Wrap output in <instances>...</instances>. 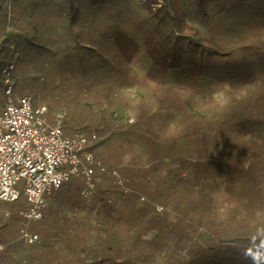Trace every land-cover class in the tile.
I'll return each mask as SVG.
<instances>
[{"label": "trees", "instance_id": "trees-1", "mask_svg": "<svg viewBox=\"0 0 264 264\" xmlns=\"http://www.w3.org/2000/svg\"><path fill=\"white\" fill-rule=\"evenodd\" d=\"M18 1L0 0V52L10 40L27 41L25 57L35 58L42 77L32 85L38 99L64 105L70 133L96 131L95 155L140 187L125 194L104 174L88 199L84 177H71L31 222L41 235L32 244L19 233L26 197L0 201V264H264V85L202 117L171 79L177 73L199 83L240 48L243 58H260L263 42L240 45L249 37L237 16L250 0H58L67 11L54 23L46 12L56 0L16 9ZM142 47L165 79L124 101V89L144 86L132 67ZM2 65L0 58V73ZM83 88L111 109L130 108L135 121L118 124L96 111ZM75 205L87 215H64Z\"/></svg>", "mask_w": 264, "mask_h": 264}, {"label": "built area", "instance_id": "built-area-1", "mask_svg": "<svg viewBox=\"0 0 264 264\" xmlns=\"http://www.w3.org/2000/svg\"><path fill=\"white\" fill-rule=\"evenodd\" d=\"M14 70V61L7 62L1 70L6 98L0 109V201L26 197L20 211L25 219L20 237L24 243L32 244L41 241V235L29 230L25 223L42 219L49 197L71 177H84L85 198L93 195L104 174L113 175L125 194L133 192L139 183L127 179L117 168L110 169L95 155L91 146L98 140L96 132L90 136L77 131L66 136L65 111H52L50 119L49 107H35L31 95L14 94ZM157 210L162 213L164 206L157 205Z\"/></svg>", "mask_w": 264, "mask_h": 264}, {"label": "rangeland", "instance_id": "rangeland-1", "mask_svg": "<svg viewBox=\"0 0 264 264\" xmlns=\"http://www.w3.org/2000/svg\"><path fill=\"white\" fill-rule=\"evenodd\" d=\"M45 1L46 0H23V2H21L19 0L15 4H17L16 9L26 7L30 8L34 6L32 5L34 3H39L40 6L43 7ZM136 1L140 3H147L143 0ZM156 3L154 2L152 4H147L152 6ZM55 4L58 6L57 8L46 12L48 16H51V22L53 21V23L57 19L55 16L56 13H66L67 11L66 8L63 9L64 6L58 0H56ZM133 6L135 5L132 4L131 7ZM110 15L112 16V13ZM117 15V13H113L114 18ZM237 18L239 20L238 22L243 20L245 21L244 27L246 29L247 37H249V40H244L241 42L240 45L242 47H247L251 42H259L260 44L262 42L264 43V0H250V4H248L247 7L241 11L240 15H238ZM136 27L139 28V26ZM126 28L132 34H136L134 32L135 28L132 25H128ZM253 32H255V36L251 38L250 34H252ZM26 46L27 41L23 39L19 41L10 40L3 45V49L0 52V58L3 61L2 68L9 61H14L15 63V70L12 73L14 94H28L33 96L35 107L46 105L47 107H49L50 111H66L64 105H54L52 103L50 95L47 96L45 94H39L40 99H38V91H33L34 87L32 85L39 84L42 80V77L36 70L35 58L25 57ZM245 51V49L243 50V48H240L239 51L233 54V60H226L224 69L222 71H219V69L217 68L213 69L209 74L203 75L199 83L192 82L177 73L171 74V79L173 80L176 89L183 95L189 109L194 114L202 117H211L213 115L221 113L224 108L232 101L233 97L239 96L241 94H246L249 89L253 88L254 86L264 85V53H261L260 58L258 54H254L250 59H245L243 58L244 56H246ZM132 67L135 69V71L146 77L145 83L143 87L124 89L122 91V97L124 101L127 99L136 101L140 97L146 96L151 88L158 87L165 79L162 71L157 69L152 63V59L144 47H142L138 54H136V56L133 58ZM5 88L6 85L3 82L2 73H0V102L4 101L6 98ZM80 92L82 94H85L84 92L88 94L86 96L88 97V99L84 98L87 104L94 106L96 111H103L104 114L109 115L111 118L117 119L118 121L115 120L116 123H132L135 121V117L133 116L130 108L122 107L121 109H111L108 107L109 105L105 102V100L101 97V94H92L90 92H87L85 88L81 89ZM1 107L2 106L0 104V109ZM153 112H156L160 115L165 114V110H158L155 108ZM51 118L52 117H50V119ZM63 129L66 136L72 135V133L68 131L69 129L67 127H64V119ZM261 135L264 138V132H262ZM125 177L127 179H135L139 183V180L136 178H130L127 176ZM211 179L217 180L216 178ZM262 186L264 187V184ZM139 187L140 183L136 189H138ZM220 193H225V190H221ZM57 196L58 195L56 194V199ZM65 214L68 217L76 218L82 215H87V212L84 210L83 206L75 205L73 209L68 208L64 215ZM31 224L32 223H25L29 230H31Z\"/></svg>", "mask_w": 264, "mask_h": 264}, {"label": "bare ground", "instance_id": "bare-ground-1", "mask_svg": "<svg viewBox=\"0 0 264 264\" xmlns=\"http://www.w3.org/2000/svg\"><path fill=\"white\" fill-rule=\"evenodd\" d=\"M144 2H147V3H149V4H152V3H154V2H157V1H159V0H143Z\"/></svg>", "mask_w": 264, "mask_h": 264}]
</instances>
